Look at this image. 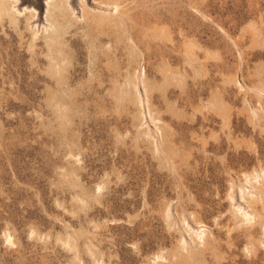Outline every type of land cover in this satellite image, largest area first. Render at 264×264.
Instances as JSON below:
<instances>
[{
	"label": "rangeland",
	"instance_id": "obj_1",
	"mask_svg": "<svg viewBox=\"0 0 264 264\" xmlns=\"http://www.w3.org/2000/svg\"><path fill=\"white\" fill-rule=\"evenodd\" d=\"M0 264H264V0H0Z\"/></svg>",
	"mask_w": 264,
	"mask_h": 264
}]
</instances>
